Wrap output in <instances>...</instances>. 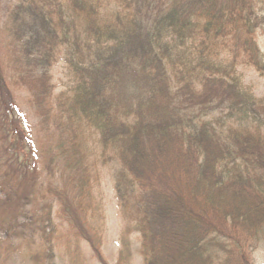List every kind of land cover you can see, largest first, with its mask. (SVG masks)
Here are the masks:
<instances>
[{
  "label": "trees",
  "instance_id": "obj_1",
  "mask_svg": "<svg viewBox=\"0 0 264 264\" xmlns=\"http://www.w3.org/2000/svg\"><path fill=\"white\" fill-rule=\"evenodd\" d=\"M263 10L264 0H0V114L17 109L2 53L40 109H49V74L62 61L70 79L59 98L64 127L92 128L101 162L118 165L116 198L142 235L143 264H213L232 240L228 214L241 225L215 201L249 192L262 178L252 174L264 171V94L237 74L239 62L264 72L255 38ZM6 126L0 119V231L16 237L24 217L49 243L60 197L33 194L67 178L65 168L78 197L62 207L85 225L87 152L72 141L45 145L39 168L21 161ZM51 248L41 244L34 264H56Z\"/></svg>",
  "mask_w": 264,
  "mask_h": 264
},
{
  "label": "rangeland",
  "instance_id": "obj_2",
  "mask_svg": "<svg viewBox=\"0 0 264 264\" xmlns=\"http://www.w3.org/2000/svg\"><path fill=\"white\" fill-rule=\"evenodd\" d=\"M8 1L3 0V6ZM261 14L264 15V10ZM255 38L262 53L264 67V23L263 27L258 29ZM2 42L4 43V40ZM250 54L255 53L250 52ZM4 56L2 53L4 74L9 77L7 79L13 95L12 103L17 107L15 110L10 107L7 110L3 109L0 114V119L6 121V128L10 135L9 141L16 144L21 161H27L33 165L37 162L39 168L47 157L43 151L45 145L55 149L62 145V141L66 142L65 145H68L67 141H72L80 151L87 152L80 161L89 167L87 178L90 187L86 192L91 205H84L87 222L85 225H79L80 227L72 220L70 213L68 214L67 211L68 209L70 211V208L66 210L62 207L63 199L76 205L75 200L78 197L76 192L78 188L73 190L71 186L74 182V174L70 173L68 168L63 171L67 174V178L59 182L55 181L54 184L47 180L42 186L38 184L36 190L34 188L33 197H43L44 199L40 202L55 198V196L52 197L53 191L60 197V200L55 199V207L52 211L54 224L47 228L49 243L38 230V226L25 223L27 218L23 217L19 220V224L15 225L16 237H9L0 231V264H34L32 259L36 252H40L41 244L52 247L51 251L56 264H143L142 235L136 227V221L122 214L116 198L115 173L118 165L113 162L106 164L101 162L99 158L101 146L98 144V135L92 128L85 127L84 124L77 127V123L69 129L64 127L68 121L62 117L63 114H60L62 103L59 98H64L70 81L64 63L59 61L51 69L49 77L50 85L52 84L50 87L52 97L46 103L49 109H40L34 101L32 102L29 91L31 84L16 85L13 77L15 72L12 67L8 68L7 59ZM237 67V74L242 77L245 88L257 97H262L264 72H258L247 62L246 64L239 62ZM66 147L69 149V146ZM35 152H40L42 155L36 156ZM257 175L262 178L252 183L249 192L241 190L238 194L231 195L222 201H215L217 207L224 210L222 211L224 214L231 213L241 222V225L238 222L235 223L234 218L228 214L229 218L223 228L232 240L225 248L227 251L220 249L221 253L219 251L218 256L210 255L217 258L213 264H264V171L258 169L252 177L258 178ZM56 184L61 185L62 190H58ZM66 184L68 189L64 191ZM256 193H261L260 199L255 200L251 196L257 195ZM199 198L193 196L194 206ZM32 201L31 206H35L37 201ZM77 208L78 206L75 209ZM11 213L12 211L5 212L7 216ZM65 213L69 215V220ZM239 214H241L240 217L237 216ZM70 220H72L71 223ZM240 226L245 230L242 231ZM78 234L89 237L90 240H85ZM203 251L198 255H202Z\"/></svg>",
  "mask_w": 264,
  "mask_h": 264
}]
</instances>
